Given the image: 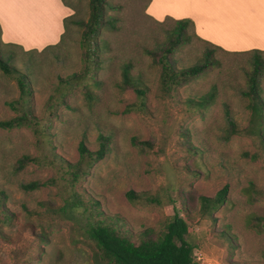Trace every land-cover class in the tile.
<instances>
[{
    "label": "rangeland",
    "instance_id": "rangeland-1",
    "mask_svg": "<svg viewBox=\"0 0 264 264\" xmlns=\"http://www.w3.org/2000/svg\"><path fill=\"white\" fill-rule=\"evenodd\" d=\"M65 1L74 7L70 9L76 17L88 18V0ZM149 1L108 0L112 8L107 14L116 17L117 30L101 36L108 48L100 52L103 69L96 75L105 85L98 89L87 84L98 96L92 102L86 100L81 85L67 88L60 82L84 66L78 26L71 25L63 46L53 52L25 53L13 46H0V50L10 52L13 65L30 74L29 104L37 117L48 118L47 102L63 94L64 102L50 116L45 139L48 156L54 154L72 164L79 159L81 141L96 151L99 134L111 138L109 152L88 165L76 189L97 203L105 216L118 219L133 233V241L145 228L160 230L175 207L189 223L187 240L196 264H264V147L256 135L249 134L251 110L242 94L251 57L215 50V65L164 95L161 66L147 50L159 51L172 23L152 19ZM204 48L195 40L181 46L175 53L178 65H193ZM125 62L131 63V73L148 88L143 110L137 108L140 100L131 88L116 87ZM260 88L264 98V72ZM19 97L15 79L0 70V120L16 114L8 103ZM202 98L208 103L197 105ZM133 137L139 143L132 144ZM35 143L28 128H0V194L4 197L0 264H98L93 245L81 234L86 216L65 213L63 217L56 209L64 190L20 188L22 181H45L58 175V168L40 157L43 148ZM23 154L40 161L17 171L16 161ZM224 186L228 187L224 203L211 216L201 217L199 196L213 197ZM128 190L159 195L162 204H132L125 197ZM224 230L232 243L221 235Z\"/></svg>",
    "mask_w": 264,
    "mask_h": 264
},
{
    "label": "trees",
    "instance_id": "trees-1",
    "mask_svg": "<svg viewBox=\"0 0 264 264\" xmlns=\"http://www.w3.org/2000/svg\"><path fill=\"white\" fill-rule=\"evenodd\" d=\"M63 4L72 10L74 7L62 0ZM108 8H112L108 0H88L89 15L86 20L76 17V12L66 16L63 19L64 31L60 40L51 45H47L42 50L36 49L24 50L21 46L13 43H4L0 38V46H13L23 50V52L56 51L63 46L65 38L71 31V25H76L82 29L81 43L83 47L82 59L84 66L79 70L71 73L60 82L67 88L81 85L84 89V95L88 102H92L98 98L87 84L91 83L94 87L102 89L105 80L96 75L98 70H102L100 52L108 48L106 41L101 38L107 31L117 30L116 17L107 14ZM165 21L172 23L171 28L166 30L167 42L157 50H147V54L154 61L160 64V90L164 95H169L176 86L188 80L190 77L198 76L206 72V70L217 63L214 57L215 50L232 54H248L251 57L250 70L247 72L246 89L242 94L248 98V107L251 110L249 134L256 135L264 147V98L260 94V82L264 72V51L252 49L242 52L225 51L202 38H200L194 29V23L189 18L173 19L166 17L163 21H157L163 24ZM1 32V29H0ZM193 40L206 45L193 65L180 66L179 60L176 59V51L183 45H189ZM207 45L210 46L207 47ZM59 57V55H57ZM13 56L10 52H2L0 50V70L15 79L19 88L20 97L18 100L8 103L10 108L15 111V115L0 120V128L13 129L25 127L28 128L35 137V144L43 148L40 155L46 160L48 165L58 168V175L51 177L45 181L33 180L22 181L20 188L24 191L39 190L43 187H56L64 190L62 204L56 209L58 213L75 214L86 216L85 223L80 227L82 237L91 242L95 251L93 258L98 264H196L193 258V246L187 240L189 234V223L185 216H181L180 212L174 207V213L167 217L162 228L155 231L153 228H145L137 234L138 241L132 240L133 233L120 225L118 219L105 214L98 209V204L90 198H86L83 193L76 189V184L86 172V168L93 161L103 159L110 150L111 138L107 135L99 134L98 148L96 151H90L84 141L78 144L79 159L75 163H67L57 155L48 156L47 149L48 137L47 129L51 120L50 116L55 111L59 102H64L63 94L59 96H51L47 102L49 111L48 118L37 117L29 104L31 97V80L30 74L24 73L13 65ZM132 65L125 62L120 66V81L116 83V87L120 90L131 88L140 103L138 109L145 108V99L148 88L144 83L131 73ZM208 103L207 98H202L197 105L204 106ZM226 117L231 129L235 127V123L230 116L228 109L225 110ZM234 130V129H232ZM45 143V147L43 146ZM134 137L132 144H137ZM149 145L148 142H142ZM40 161V158L33 157L30 154H23L16 161V170L20 171L31 162ZM253 183L249 184V189L253 188ZM228 194V187L224 186L213 196H199V214L201 217H209L212 212L224 203ZM126 199L132 204L143 205H161L162 200L159 195H154L148 191L136 192L128 190L125 193ZM3 196L0 194V209H4L2 204ZM51 208V206H50ZM186 215H189L186 210ZM9 216H6L8 218ZM67 217V216H66ZM226 241L232 243L231 235L227 230L221 234ZM264 256V254H263Z\"/></svg>",
    "mask_w": 264,
    "mask_h": 264
},
{
    "label": "crops",
    "instance_id": "crops-1",
    "mask_svg": "<svg viewBox=\"0 0 264 264\" xmlns=\"http://www.w3.org/2000/svg\"><path fill=\"white\" fill-rule=\"evenodd\" d=\"M148 15L189 18L196 34L229 52L264 51V0H150ZM72 10L62 0H0V38L40 51L60 40Z\"/></svg>",
    "mask_w": 264,
    "mask_h": 264
}]
</instances>
